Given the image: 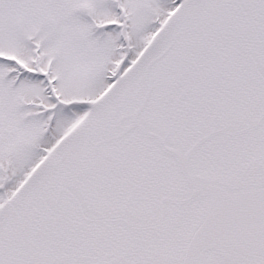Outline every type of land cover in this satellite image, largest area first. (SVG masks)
<instances>
[{"label": "snow or ice", "instance_id": "obj_1", "mask_svg": "<svg viewBox=\"0 0 264 264\" xmlns=\"http://www.w3.org/2000/svg\"><path fill=\"white\" fill-rule=\"evenodd\" d=\"M0 264H264V0H0Z\"/></svg>", "mask_w": 264, "mask_h": 264}]
</instances>
